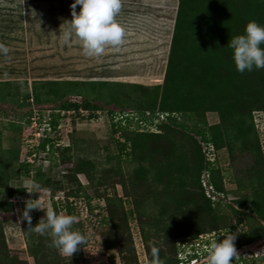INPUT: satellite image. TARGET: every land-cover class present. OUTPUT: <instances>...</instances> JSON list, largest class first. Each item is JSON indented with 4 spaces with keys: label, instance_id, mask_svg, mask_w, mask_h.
<instances>
[{
    "label": "rangeland",
    "instance_id": "rangeland-1",
    "mask_svg": "<svg viewBox=\"0 0 264 264\" xmlns=\"http://www.w3.org/2000/svg\"><path fill=\"white\" fill-rule=\"evenodd\" d=\"M230 1L242 4L244 0ZM63 2L0 0V43L9 49L7 55L0 54V65L7 70L0 75V136L5 145H16L21 149L18 166L11 174V185L25 186L26 182H31L37 191L35 197L27 192L25 198H11L12 208H0V225L9 253L27 264H36L32 245L40 237H50L37 234L26 223L18 222L23 201L28 198L38 199L42 208H54L52 203L55 202L58 213L77 216L78 223L73 227L77 230L82 228L87 237L85 245L70 259L57 250L59 264H150L148 256H151L152 246L160 249V258L176 257L179 261L187 256L189 248L199 247V252L204 248L201 261L207 262L209 238L226 226L236 234L235 243L239 242L236 248L264 239L263 234L251 242L243 240L250 230L257 231L260 224L264 226V221L238 201L243 197L250 200L259 187L256 181L252 185V179L248 177L246 167L251 159L247 151L239 149L240 140L230 142L232 152L226 144L212 149L210 143L205 149L200 143L201 150L219 170L216 176L222 183L223 193L214 195L215 199L222 201L216 202L214 209L210 210L196 198L199 193L196 178L197 131L217 123L219 116L216 112H206L204 123L188 114L173 115L176 123L172 118H166L164 113L154 119H139L136 114L137 109L143 106L142 101L149 94L159 92L163 82L177 0H122V9L116 18L125 28L124 41L116 47L106 46L104 54L99 57L84 55L81 42L75 35L67 44L62 42L63 30L68 25L67 20L71 19L69 5L72 0ZM124 10L136 13L131 16ZM23 69L29 76L21 73ZM35 93L41 102L33 99V102L28 101L32 102L31 105L22 104ZM82 98L94 100L101 109H94L93 118L75 123L72 141L69 136L66 138L65 131H61L64 140L57 148L71 143L70 149L63 156L56 148L51 154L37 151L34 142L42 137L31 135L35 129L31 122L35 112L39 110L44 118L49 107H58L60 101ZM108 109L115 111L113 120L120 122L127 136L132 137L134 134L130 132L139 129L160 130L169 137L173 141V147L167 153L169 157H163L160 149L154 151L152 157L136 147L132 149L129 146L131 139H128L126 147L131 154L120 153L116 140H124L123 129L113 132L110 119L105 115ZM254 112L264 159V112ZM28 118L29 123L26 121ZM161 119L171 123L160 126ZM17 122L21 127L16 125ZM6 123L13 128L2 132ZM233 135L231 132L230 137ZM34 150L40 157L29 161L32 172L28 176L22 175L18 172L19 164L26 160L29 151L33 153ZM54 154L56 159L52 156ZM180 154L184 163L180 157L177 159ZM170 156H174L173 159ZM152 161L158 163L152 165ZM78 162H83V167L74 165ZM171 163L170 168L168 164ZM180 164L184 166L183 175L176 170ZM157 165L162 167V172H156ZM75 166L78 169H74ZM36 170L41 174L35 176ZM18 174V179H15ZM46 180L50 187L43 186ZM202 181L206 184L205 177ZM205 188L206 193H210L209 186ZM183 195L196 199L184 201ZM114 209L127 224L133 251L126 248L124 239L126 241L127 233L124 234L126 230L121 231V215L115 217ZM129 209L132 216L127 215ZM214 213L218 214L215 219L219 228L208 231L214 224ZM31 216L35 225L44 212L34 209ZM103 216L109 219L106 225L98 222ZM193 232L200 233L193 237L190 235ZM109 241L114 245L105 248L104 244H109ZM259 250L264 251V246L243 251L236 258L241 256L247 262L260 260L256 256ZM238 264L245 263L241 260Z\"/></svg>",
    "mask_w": 264,
    "mask_h": 264
},
{
    "label": "trees",
    "instance_id": "trees-1",
    "mask_svg": "<svg viewBox=\"0 0 264 264\" xmlns=\"http://www.w3.org/2000/svg\"><path fill=\"white\" fill-rule=\"evenodd\" d=\"M61 1L66 3V0ZM256 1L259 0H244L242 4H235V2H231L230 0H177L178 4L173 22L171 49H169L168 64L165 69L163 82L159 92L157 91L154 95L149 94L147 96L148 98L142 101L143 106L137 109L136 114L139 119H154L159 118L164 113L166 118H172L173 122H175L173 118L175 116L173 115L188 114L195 116L198 121L204 123L206 112H216L219 116L218 122L208 126L204 130L197 131L199 140H196L198 152L196 178L199 193L196 198L207 210H210L214 209L213 206L216 202L219 203L222 201L215 199L214 195L223 193L222 183L217 180L216 176L219 174V170L206 157V153L203 149L201 150L200 145L204 144L205 149H208V144L211 143L213 145L212 149H218L226 144L229 151L232 152V144L230 142L240 140L241 145L239 149L241 151H247L251 159L246 167L249 172L248 177H251L252 185L256 181L259 187L253 193V197L250 200L243 197L238 201L241 206H246V208L250 209V212H254L259 219L264 221V159L262 157L258 130L256 129V123L254 121V111L262 110L264 112V68H253L251 71H245L243 73L238 72L232 60V50L227 44L233 36L243 33L248 21L255 20L259 24L264 25V0L260 2ZM247 5H249V8H246ZM256 11L258 15L255 14ZM124 12L129 15L131 14V16H134L133 14L136 13L129 10H124ZM198 38L202 39L200 40ZM6 71L3 65H0V75H4L3 73ZM21 73L29 76L26 69H23ZM33 99L35 102L42 101L40 96L35 93V96H28L22 104L31 105ZM29 100L32 102H28ZM46 100L47 98H45ZM78 107L93 110L97 108L101 109L100 106L94 103V100L84 98L78 101L64 99L59 102L57 108L76 109ZM114 112V110L108 109L105 115H108L110 119L113 132H116L118 129H123L121 133L124 140H116L120 153L125 151L127 155L131 154L130 150L126 149L127 141L129 142L128 139H131L129 146L132 149L136 147V149H140L143 153L148 152L151 157L154 151L160 149L163 150V157H169L167 153H170L173 147V141L169 137L162 134L160 130L151 132L139 131V129L130 132L134 134L132 137L127 136L128 134L124 127L120 125V122L113 120ZM76 114L79 116V113ZM77 115L72 116V129L69 133L70 141H72L73 130L76 129L75 121L83 118H79ZM93 116L95 115L92 113L89 114V117ZM26 121L29 123V118ZM160 121V126H168L171 123V121L167 123L163 119ZM19 127H21L20 124ZM231 132L234 133L232 137H230ZM40 141L36 149L44 150L46 144H49L48 153L50 154L56 148L59 154L63 156L71 147V143L69 145L65 143L63 147L57 148L51 142L52 138L50 137L41 138ZM28 153L31 152L29 151ZM52 156L54 159L57 158L56 154ZM170 157L173 159L174 156ZM179 157L180 161L184 163V158L181 154L177 156V159ZM157 163L152 161V165H156ZM83 164V162H78L74 165L83 167ZM171 165L172 163L168 164L170 168ZM182 166L181 164L177 166L176 170H178L179 175H183L184 173V166ZM156 167L157 173L162 172V167L160 168L158 165ZM74 169L78 168L75 166ZM19 171L22 175L28 176L32 172V163L22 160L19 164ZM39 174H41L39 171H34L35 176ZM203 177L206 179V184L202 183ZM206 185L209 186L210 193H206ZM43 186L50 187L48 180L43 183ZM23 188L24 186H14L4 189L5 196L0 201V208H12L11 198H25L27 192ZM31 195L32 197L37 196L35 192L31 193ZM181 198L180 203L182 201ZM196 198L183 195L184 201L187 200L188 202L194 201ZM52 204L56 210L55 202ZM88 208L92 212V207L89 204ZM113 213L117 218L121 215L116 209H114ZM127 215H133L131 209L128 210ZM217 215V213H214L212 216V222L214 224L208 231L219 228L216 224L217 218L215 219ZM119 218L121 219V229L123 228L121 231L126 230L124 234L127 233L126 241L124 239L126 248L128 251H133L131 234L128 232V228H126L127 224L122 215ZM108 221L109 219L103 216L98 222L106 225ZM228 228L231 229V227ZM79 231L84 234L82 228ZM199 233L193 232L190 235L196 237ZM263 234L264 226L260 224L257 231L250 230L243 240L245 242H251L260 238ZM31 237L34 236L32 235ZM47 237L38 238L36 243L32 245V255L35 257L36 264H59L60 255L57 249L51 246V237ZM109 242V244H104L105 248L114 245L113 241ZM238 245L239 242H236L235 246ZM162 257L161 259H163ZM163 260L165 264H177L180 262L176 257L170 259L164 258ZM241 260L245 264H264V257H261L260 260L257 259L247 262L241 256L235 258L232 263L238 264ZM148 261L152 264V257L150 255L148 256ZM0 264H27L26 261H20L16 256L9 253V250L6 248L1 225Z\"/></svg>",
    "mask_w": 264,
    "mask_h": 264
},
{
    "label": "clouds",
    "instance_id": "clouds-1",
    "mask_svg": "<svg viewBox=\"0 0 264 264\" xmlns=\"http://www.w3.org/2000/svg\"><path fill=\"white\" fill-rule=\"evenodd\" d=\"M77 5H79L78 11ZM121 9L122 0H72L69 5L71 19L67 20L68 25L63 30L62 42L67 44L75 35L81 42L83 54L88 57L103 55L106 46L121 45L126 35L125 28L116 18ZM32 12L36 16V12L34 10ZM227 44L232 50V60L238 72L264 68V25L255 20L248 21L243 33L233 36ZM8 52V47L0 43V54L7 55ZM23 189L28 193L37 192L35 184L31 182H26ZM3 196L4 190L0 187V198ZM34 209L44 212V216L35 225L32 224L31 216ZM17 220L19 223H26L28 228L37 234L50 235L51 246L69 259L87 241L86 235L73 227L78 223L77 216L58 213L52 206L42 208L40 201L36 198L23 201V208ZM235 240L236 234L229 231L226 226L214 232L209 238L206 249L207 262L201 261L204 248L199 252V247H196L195 249L189 248L186 251L187 256L180 258V263L232 264V261L239 255ZM159 253L160 249L157 246L151 247L152 264H165ZM256 256L264 257V251H257Z\"/></svg>",
    "mask_w": 264,
    "mask_h": 264
},
{
    "label": "built area",
    "instance_id": "built-area-1",
    "mask_svg": "<svg viewBox=\"0 0 264 264\" xmlns=\"http://www.w3.org/2000/svg\"><path fill=\"white\" fill-rule=\"evenodd\" d=\"M79 113V116L76 114ZM94 114L95 112L93 109L78 107L76 109H62V108H53L49 107L47 110V115L43 118L42 114L39 110L35 112V115L31 118V122L34 124L35 129L32 130L31 135H38L39 137L46 138L50 137L52 138V143L55 146H59L62 143L63 134L62 130L65 131L66 138H68L69 133L71 131V125H72V116L77 115L79 118L83 117L82 119H91L93 117H89V114ZM59 114V115H57ZM30 119V118H29ZM82 119H77L75 123H78ZM37 137V136H36ZM40 140H36L34 143L35 148H37L40 144ZM49 144H46V147L44 150H41L42 152L47 153L49 149ZM39 151V150H37ZM34 150L33 153L28 154L26 161L33 162L34 159H37V157H40L39 154ZM32 157V158H31Z\"/></svg>",
    "mask_w": 264,
    "mask_h": 264
},
{
    "label": "crops",
    "instance_id": "crops-1",
    "mask_svg": "<svg viewBox=\"0 0 264 264\" xmlns=\"http://www.w3.org/2000/svg\"><path fill=\"white\" fill-rule=\"evenodd\" d=\"M16 125L19 126V122ZM7 128L11 130L13 127L6 123L5 129L2 128V132L6 131ZM20 153L21 149L18 146L5 145L3 138L0 136V187L3 190L8 187H14L11 185V174H13V169L18 166ZM18 177L19 174L15 179H18Z\"/></svg>",
    "mask_w": 264,
    "mask_h": 264
},
{
    "label": "water",
    "instance_id": "water-1",
    "mask_svg": "<svg viewBox=\"0 0 264 264\" xmlns=\"http://www.w3.org/2000/svg\"><path fill=\"white\" fill-rule=\"evenodd\" d=\"M263 246H264V239H259L247 245L240 246L239 248H237V251L238 254H240L243 251L260 249Z\"/></svg>",
    "mask_w": 264,
    "mask_h": 264
}]
</instances>
